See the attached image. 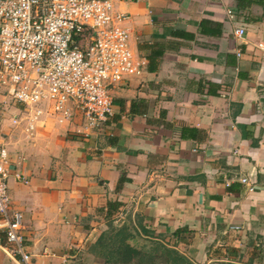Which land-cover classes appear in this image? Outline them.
<instances>
[{"label":"crops","instance_id":"obj_1","mask_svg":"<svg viewBox=\"0 0 264 264\" xmlns=\"http://www.w3.org/2000/svg\"><path fill=\"white\" fill-rule=\"evenodd\" d=\"M121 7L146 64L114 85L102 125L44 111L28 134L12 123L23 106L0 92L8 192L33 264H111L90 249L109 221L129 226L131 245L158 240L194 264H264V0ZM0 264H23L3 220Z\"/></svg>","mask_w":264,"mask_h":264},{"label":"built area","instance_id":"obj_2","mask_svg":"<svg viewBox=\"0 0 264 264\" xmlns=\"http://www.w3.org/2000/svg\"><path fill=\"white\" fill-rule=\"evenodd\" d=\"M130 1L136 0H0V92L23 106L12 117L14 125L25 121L31 134L44 111L58 122L78 112L86 128L108 120L114 85L140 75L146 64L130 47L131 15L121 7ZM244 31L238 26L233 33ZM9 164L6 145L0 143V220L10 252L33 264L21 212L8 192ZM12 174L29 181L17 170ZM239 179L254 189L248 176Z\"/></svg>","mask_w":264,"mask_h":264},{"label":"trees","instance_id":"obj_3","mask_svg":"<svg viewBox=\"0 0 264 264\" xmlns=\"http://www.w3.org/2000/svg\"><path fill=\"white\" fill-rule=\"evenodd\" d=\"M132 231L128 225H116L108 222L106 230L102 231L97 240L90 247L92 251L104 258L108 263L121 264H151L154 260V252L159 250V256L164 264H194L177 249L165 245L164 243L154 242L151 247L137 248L129 243ZM137 260V262H134ZM222 264H233L223 262Z\"/></svg>","mask_w":264,"mask_h":264},{"label":"rangeland","instance_id":"obj_4","mask_svg":"<svg viewBox=\"0 0 264 264\" xmlns=\"http://www.w3.org/2000/svg\"><path fill=\"white\" fill-rule=\"evenodd\" d=\"M130 43V42H129ZM131 45V44H130ZM131 47V46H130ZM114 89V88H113ZM112 89V90H113ZM8 97V96H7ZM9 98V97H8ZM9 101L11 102V105L13 106H15V105H17V104H19L18 102H14L12 99H10L9 98ZM22 106V105H21ZM9 107H11V106H9ZM29 180V179H28ZM133 242V244L137 247V248H141V249H144V248H148V247H151L153 244H154V242H160V241H158V240H147V239H145V241H143L142 242V240H138V241H132ZM142 242V243H141ZM160 243H162V242H160ZM163 244V243H162ZM159 250H157V251H155L154 252V260L153 259H151L152 261H151V264H164V261L160 258V256L158 255L159 254V252H158ZM134 262H137V260H134ZM133 264V263H132Z\"/></svg>","mask_w":264,"mask_h":264}]
</instances>
